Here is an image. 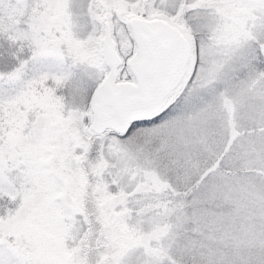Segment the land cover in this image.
<instances>
[{"label": "rangeland", "instance_id": "374dc122", "mask_svg": "<svg viewBox=\"0 0 264 264\" xmlns=\"http://www.w3.org/2000/svg\"><path fill=\"white\" fill-rule=\"evenodd\" d=\"M135 18L186 62L163 120L96 132L105 28L135 84ZM0 36V264H264V0H0Z\"/></svg>", "mask_w": 264, "mask_h": 264}, {"label": "water", "instance_id": "95a60500", "mask_svg": "<svg viewBox=\"0 0 264 264\" xmlns=\"http://www.w3.org/2000/svg\"><path fill=\"white\" fill-rule=\"evenodd\" d=\"M130 26L139 46L138 55L131 62L137 84H116L120 60L107 25L103 56L111 73L94 97L96 132L110 127L123 129L133 118L151 113L186 59V46L178 32L166 23L135 18Z\"/></svg>", "mask_w": 264, "mask_h": 264}, {"label": "trees", "instance_id": "16d2710c", "mask_svg": "<svg viewBox=\"0 0 264 264\" xmlns=\"http://www.w3.org/2000/svg\"><path fill=\"white\" fill-rule=\"evenodd\" d=\"M14 47L15 46L11 44L4 36H0V60L3 62V64L5 65L4 67L6 68L7 65L11 66V69L15 68L20 60L19 57H21V55H17ZM166 114L153 115L148 118L140 117L131 122L130 127L128 128V133H131V131L136 130L140 127L158 123L159 121L163 120ZM14 207V203H12L8 198H0V214H5L9 209H12ZM91 227L92 223L88 222L87 228ZM77 252L78 251H76L75 253V257L77 256ZM87 253H89V251ZM73 263H77V261L72 260L70 264Z\"/></svg>", "mask_w": 264, "mask_h": 264}]
</instances>
